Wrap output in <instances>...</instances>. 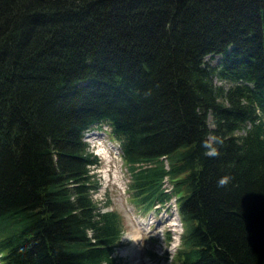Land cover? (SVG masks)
Masks as SVG:
<instances>
[{"label":"trees","instance_id":"obj_1","mask_svg":"<svg viewBox=\"0 0 264 264\" xmlns=\"http://www.w3.org/2000/svg\"><path fill=\"white\" fill-rule=\"evenodd\" d=\"M105 125L138 207L176 200L180 264H264V0H0V264H117Z\"/></svg>","mask_w":264,"mask_h":264},{"label":"rangeland","instance_id":"obj_2","mask_svg":"<svg viewBox=\"0 0 264 264\" xmlns=\"http://www.w3.org/2000/svg\"><path fill=\"white\" fill-rule=\"evenodd\" d=\"M208 58L212 64L219 62L217 57ZM215 81L222 84L218 79ZM86 140H89L95 155L97 152L101 154L99 157L96 155L98 165L91 167L98 180L93 199L102 211L115 212L121 221V242L114 254L117 264H180L177 256L183 247L185 226L176 200L173 198L166 205H158L148 211L139 208L130 189L129 169L109 127H104L99 134L87 136ZM167 187H171L170 184ZM127 235H138L141 242L125 238Z\"/></svg>","mask_w":264,"mask_h":264},{"label":"clouds","instance_id":"obj_3","mask_svg":"<svg viewBox=\"0 0 264 264\" xmlns=\"http://www.w3.org/2000/svg\"><path fill=\"white\" fill-rule=\"evenodd\" d=\"M223 140L219 136H209L206 137L201 141V147L204 149V155L208 157H217L220 155L218 145H222ZM96 155L99 157L101 154L99 152L96 153ZM230 177L227 175L222 176L219 178L217 184L218 187H224L229 183ZM125 238L133 241V242H141V237L136 235H127Z\"/></svg>","mask_w":264,"mask_h":264}]
</instances>
